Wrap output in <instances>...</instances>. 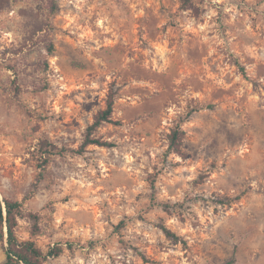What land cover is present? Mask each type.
Listing matches in <instances>:
<instances>
[{
  "label": "rangeland",
  "instance_id": "1",
  "mask_svg": "<svg viewBox=\"0 0 264 264\" xmlns=\"http://www.w3.org/2000/svg\"><path fill=\"white\" fill-rule=\"evenodd\" d=\"M48 1L0 10L19 240L62 245L46 264H264V0ZM110 94L114 147H84Z\"/></svg>",
  "mask_w": 264,
  "mask_h": 264
},
{
  "label": "trees",
  "instance_id": "2",
  "mask_svg": "<svg viewBox=\"0 0 264 264\" xmlns=\"http://www.w3.org/2000/svg\"><path fill=\"white\" fill-rule=\"evenodd\" d=\"M8 2L9 0H0V10L6 7ZM48 2L51 13H55L58 9L56 0H49ZM49 51H54L53 44H50ZM114 105V96L110 94L106 108L95 116L93 124L88 128L83 145L84 147L91 145L108 148L114 147L113 143L96 136V131L101 125L104 123H113L112 117L114 114ZM179 138L180 133L178 131L173 132L170 136V149L174 152L179 151ZM46 153L47 155L50 154V152ZM48 159L49 157L47 156L44 162L48 163ZM25 217L21 202L6 198L3 200L0 199V241H5L7 244L6 260L4 264H46L49 260L58 258L64 252V248L60 244L45 252L32 240H19L16 230L19 225V220ZM30 218L37 222L39 216L31 214ZM162 230L167 237L171 238L175 242L180 241V238L166 226H162Z\"/></svg>",
  "mask_w": 264,
  "mask_h": 264
}]
</instances>
